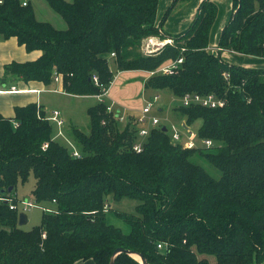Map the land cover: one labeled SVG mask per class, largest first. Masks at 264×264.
I'll return each instance as SVG.
<instances>
[{
  "label": "trees",
  "instance_id": "1",
  "mask_svg": "<svg viewBox=\"0 0 264 264\" xmlns=\"http://www.w3.org/2000/svg\"><path fill=\"white\" fill-rule=\"evenodd\" d=\"M47 1L67 29L39 20L30 2L0 4V41L16 38L28 52H40L35 60L6 64L4 84L21 79L49 86L58 72L66 93L94 96V75L106 86L114 81L113 53L119 71L150 72L183 58L174 75L149 76L145 86L176 98L214 94L226 103L174 108L176 120L189 127L200 122L197 137L211 139L212 147L184 149L163 125L151 129L137 153V122L120 129L116 114L98 102L87 111L89 134L70 131L80 158L54 139L56 128L36 103L15 107L11 118L0 114V192L33 174L35 201L54 209L25 231L18 212L0 204V264H110L119 248L141 254L147 264H211L201 256H215L214 264H264V70L221 55L264 58V0H233L217 53L208 48L218 7L203 0L190 26L169 36L174 44L144 57L131 51L149 36L166 37L160 32L165 20L179 1L190 0H174L158 25L160 0ZM124 199L137 203L133 213L116 212L129 232L109 223L111 208L104 211L109 200ZM159 243L168 247L160 250ZM114 264L141 263L122 252Z\"/></svg>",
  "mask_w": 264,
  "mask_h": 264
},
{
  "label": "rangeland",
  "instance_id": "2",
  "mask_svg": "<svg viewBox=\"0 0 264 264\" xmlns=\"http://www.w3.org/2000/svg\"><path fill=\"white\" fill-rule=\"evenodd\" d=\"M70 2L71 0H65ZM174 0H162L161 4L159 3V8L157 11L156 21L160 23V21L163 19L165 13L169 9V7L172 6ZM190 2V1H188ZM188 2L179 1L175 7L173 8L172 12L168 16V20L166 19L164 23L167 22V25L164 26L163 30L165 31V35H167L164 38H161V40L164 42L165 45H171L174 44V41L171 36L178 35L182 31L186 30L187 27L184 29H180V24H182V16L184 15L187 8L183 7ZM32 6L35 9V13L37 15V18L41 21H46L51 23L53 26H55L58 30H65L67 28V25L63 18L50 6L49 2L47 0H31L30 2ZM215 23V21H214ZM213 23V25H214ZM217 24V23H216ZM164 25V24H163ZM64 28H63V27ZM216 26V25H215ZM62 27V28H59ZM213 28V26H212ZM212 28L210 31V37H209V45L212 47H216L219 44L220 36L222 33L218 34L219 31L215 32V28L212 32ZM145 43L146 38L143 39L140 43V45L133 49L131 52L133 54H137L140 57L144 56H150L145 52ZM26 52V51H24ZM115 57H112L109 59V65L111 70L114 73V83L112 84L111 88L113 87V93L117 95V98L122 100V104H116V108H120L122 111V117L123 121H119V127L120 129L125 128V126L128 123H134L137 122V128H145L147 126H150L149 122L140 123L138 120L141 118L142 115V109L148 104L152 103V109L149 115L157 116L161 119V122L163 125L169 127L168 121L165 120L169 117H172V119H175V117L180 118V116L176 113L175 107H179L181 105V101L172 95V93L169 90H157L153 88H147L145 86V83L147 81V75L148 77L150 74L148 71L143 70H134V71H124L126 73H121L116 68L115 65ZM234 60L237 62H234L232 60H229V63H239L240 56H234ZM172 60L168 59L165 61L162 65H165ZM161 65V66H162ZM253 67H256L255 65H252ZM147 72V75H146ZM16 87L19 86V82L15 81ZM12 85L9 84L7 88H10ZM55 83L50 84L47 86L46 90L54 89ZM159 96L157 101H154V97ZM110 97V92H109ZM43 100L39 101L44 103L45 107L49 112H53L54 110H58L62 112L63 116L66 118V124L63 127L64 134L67 138H70V131L73 130V128H79L84 133L89 134L90 132V119L87 114L88 108L91 106L96 105L99 100L96 97H89V98H77L74 96L69 95H61L57 93H46L42 96ZM108 104H111L110 98L106 97L104 98ZM120 105V106H119ZM124 107L125 109L121 108ZM163 106V110H159L160 107ZM174 117V118H173ZM200 126V122L196 123L192 126V129L197 132V129ZM57 140H60L61 143L66 145V142L62 140V138H57ZM67 146V145H66ZM36 188V179L33 174H30L28 179L25 182H22L21 180L18 181L15 190H13L12 194L16 199L18 200V212H22V205L21 201L28 199L29 201L35 202L34 199V191ZM109 203L111 204V210L108 212V221L109 223L120 227L124 232H129V226L124 222V220L116 215L117 211L127 212V213H133L135 211L136 202L129 199H124L120 201L119 203L112 202L109 200ZM42 203L36 204L35 207L31 208L24 214L27 216V223L20 226L21 229L28 231L31 230L35 226H39L43 219V210L41 208ZM51 206L50 204H47ZM206 259L212 264L216 261L215 256H204ZM202 258V257H201Z\"/></svg>",
  "mask_w": 264,
  "mask_h": 264
},
{
  "label": "built area",
  "instance_id": "3",
  "mask_svg": "<svg viewBox=\"0 0 264 264\" xmlns=\"http://www.w3.org/2000/svg\"><path fill=\"white\" fill-rule=\"evenodd\" d=\"M3 0H0V4ZM28 4V0H22V5L26 6ZM160 32H162L160 30ZM164 47V42L160 40L159 36H149L146 38L145 43V52L149 55L155 54L158 51H160ZM219 50H221L219 48ZM112 57L115 56L113 53L111 55ZM183 63V58H179L177 60H172L171 62L160 66L154 71L148 72L150 76L161 74V75H174L178 69L180 68L181 64ZM225 79L229 80V75L227 73L224 74ZM53 82L55 83H63L64 77L62 74L58 72H54L53 74ZM94 85L99 88V93L97 95H94L100 103L107 104V101L104 99L109 96L110 87L112 85L106 86L102 84L99 81V78L94 75L92 78ZM13 91L15 88L13 87ZM55 92H61L66 93L64 89L61 90H54ZM159 96L154 97V101H157ZM181 101V106L183 107H189L192 105H199L202 107L207 108H220L223 107L226 103V100L224 98H220L215 96L214 94H199V93H187L181 98H178ZM152 103H148L143 109H142V115L141 118L138 120L140 123L149 122L150 126H147L145 128L138 129V140L135 142L133 146V150L137 153H140L143 151L144 144L146 143V140L150 134V131L152 128L155 127H162L163 124L161 122V119L154 115H149L152 109ZM114 103L111 102V104H107V111L109 113L116 114V118L119 121H123L122 114L119 113V111H115ZM160 110V108H159ZM45 120L51 122L55 128H56V134L54 136V139L62 138L66 142V145L69 147V151L72 157L80 158L82 157L80 151L78 148L74 145L73 141L66 137L63 131L64 127V120L61 118V112L58 110H54L53 112H50L46 114ZM165 120L168 121L169 127L165 126L167 129L168 134L171 137V140L174 144H178L184 149H197V148H210L214 145V142L211 139H204L199 140L197 137L196 131L192 129V127H189L184 121H178L176 119L166 118ZM17 125V124H15ZM48 147V143H44L43 149L45 150ZM56 200H53L52 203L54 204ZM5 203L8 204L9 208L13 211L18 212V200L16 197L13 196L12 192H0V204ZM36 204H40L38 202L29 201L28 199L21 201L22 205V212H18V214L25 213L31 208L35 207ZM41 208L43 212L51 213L54 212V209L50 205H41ZM111 208V204L108 202L104 205V211H108ZM168 247V244L165 243H159L157 245V248L160 250L166 249Z\"/></svg>",
  "mask_w": 264,
  "mask_h": 264
},
{
  "label": "crops",
  "instance_id": "4",
  "mask_svg": "<svg viewBox=\"0 0 264 264\" xmlns=\"http://www.w3.org/2000/svg\"><path fill=\"white\" fill-rule=\"evenodd\" d=\"M161 1L162 0H160V2H159L160 4H161ZM202 1L203 0H190V2H188L186 5L183 6L187 9H186L184 15L182 16V18H184V20H182V24H180L181 30L184 29V27L188 28L190 26V24L192 23V21L196 17V14L198 12L199 6L202 3ZM213 1L216 3V5L218 7V12H217V16L215 19V23H214L213 28H212V32L215 28L214 33H216V31H219L218 32V34H219L220 31L222 32L223 28L229 22L232 14H233V0H213ZM28 2H31V0H28ZM158 8H159V5H158ZM157 11H158V9H157ZM158 21H156V25L159 24ZM165 25H167V22L164 23V25L160 29L163 32V34H165V31L163 30ZM62 27H59V28H62ZM159 38L161 40V37H159ZM208 50L210 52L217 53L219 48H218V45L216 47H214V46L211 47L209 45ZM24 51H26V52H24ZM39 55H40V52H38V51L28 52L24 46H21L18 43L16 38H10L8 40L0 41V114L2 116L7 117V118H11L14 116L15 107L25 106V105H28L31 103H36L38 106H41V108H43V110L46 112V114L50 113L47 110V108L45 107L43 102H41L40 104L38 103L39 101L43 100V98H42L43 94L50 93V92L61 94V95L74 96L77 98L95 97V96H76V95H70L68 93L55 92L54 90L59 91L61 89H64L63 83L53 82V83H55L54 89L46 90V88H47L46 85H44L43 83H40V82H36V81L26 82V81H23L21 79H15L13 81H7L6 84H4V82H2V79L4 77V73H5L4 67L6 64H9L13 61H17V62L32 61V60L37 59ZM221 55H222L223 59L228 61V62H229V60L237 62L236 60H234L235 59L234 56H240L241 58H237L240 61L236 65H240V66H244V67H248V68H255V69L264 70V58L247 56V55H243V54L234 53V52H231L228 50H223L221 52ZM233 64H235V63H233ZM252 65H255L256 67H253ZM132 71H134V70H132ZM123 72L124 71H121V73H123ZM126 72H128V71H126ZM126 72H124V73H126ZM146 75H147V72H146ZM147 78H148V75H147ZM114 80H115V78H114ZM15 81L19 82L20 87H16L15 83L13 84V82H15ZM11 83H12L11 87L7 88V86ZM113 83H114V81H113ZM13 87L15 88L14 91L12 90ZM108 98H110V100L114 103V106L116 109L115 111H119V113H122L120 108H116L117 107L116 104H122L126 108V105H124L122 103V100L117 98V95H115L113 93V87L112 88L110 87V97L108 96ZM121 108L125 109L122 106H121ZM160 110H163V106L160 107ZM61 118L64 120V125H65L66 124V118L63 116L62 112H61ZM169 118L172 119V117H169ZM181 121H183V120H181ZM201 257L206 258L204 256H201ZM214 263H212V264H214ZM75 264H96V262L92 259H89V260H84V261L83 260L78 261Z\"/></svg>",
  "mask_w": 264,
  "mask_h": 264
},
{
  "label": "water",
  "instance_id": "5",
  "mask_svg": "<svg viewBox=\"0 0 264 264\" xmlns=\"http://www.w3.org/2000/svg\"><path fill=\"white\" fill-rule=\"evenodd\" d=\"M162 130L163 131H167L166 127H163ZM12 191H13V187H10L8 189V192L11 193ZM27 221H28L27 220V216L24 213L19 214V222H18L19 223V226L27 223ZM122 252L128 253L133 258H134L135 255H138L139 258H140V260H137V261H139L141 264H147L145 258L141 254H138V253H135V252H132V251H129V250H125V249H122V248H119V249L115 250L114 255L112 257V260H111V263L110 264H114L115 257L118 254L122 253Z\"/></svg>",
  "mask_w": 264,
  "mask_h": 264
},
{
  "label": "bare ground",
  "instance_id": "6",
  "mask_svg": "<svg viewBox=\"0 0 264 264\" xmlns=\"http://www.w3.org/2000/svg\"><path fill=\"white\" fill-rule=\"evenodd\" d=\"M134 258H135L136 260H140V258H139L138 255H135Z\"/></svg>",
  "mask_w": 264,
  "mask_h": 264
}]
</instances>
